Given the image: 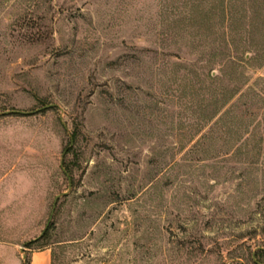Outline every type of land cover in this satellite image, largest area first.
<instances>
[{"label":"rangeland","instance_id":"obj_1","mask_svg":"<svg viewBox=\"0 0 264 264\" xmlns=\"http://www.w3.org/2000/svg\"><path fill=\"white\" fill-rule=\"evenodd\" d=\"M221 1L0 0V264H264V0ZM209 10L258 46L206 65Z\"/></svg>","mask_w":264,"mask_h":264},{"label":"trees","instance_id":"obj_2","mask_svg":"<svg viewBox=\"0 0 264 264\" xmlns=\"http://www.w3.org/2000/svg\"><path fill=\"white\" fill-rule=\"evenodd\" d=\"M251 3V7H249V9H252L253 11V5H254V0H252ZM226 4V5H225ZM227 4L228 6H230L231 8V4L230 2L227 3L224 0H222L220 2V7H221V14H222V20H221V26L224 27L226 24L230 23V26L232 24H238L241 25V22H243L244 16H241L240 18L237 19H233V17H230L229 19L226 18L225 16V12L227 11ZM226 6V7H225ZM242 6H244V3L242 4ZM241 12L245 13V9L244 7H241ZM224 25V26H223ZM202 27L204 28L205 31H208L207 33V37L212 38L211 36H214V39H212L210 41V43L208 44L209 46V50L206 53L207 55V60L206 65H214V66H218V67H225L227 65H234L239 58V54H240V50L243 51V53H247L249 52L253 46L257 47V44H254L251 42V40L249 41H244L241 42L242 39L235 38V42L233 41V38L230 37L229 42L226 40L225 37L220 38V36H216V34L211 33L212 28L214 27V23L212 20V16H211V10H209L208 12H205L201 17L200 20H191V24H190V28H193L196 32H200L201 30L203 31ZM225 29V28H224ZM248 32H251V28L249 29ZM197 34V33H196ZM196 36V35H195ZM221 39V41H219ZM210 40V39H208ZM244 43V44H243ZM211 70L209 71V73H207V81H208V89L210 91V97H211V104L208 107V111L210 112V116L209 117H214L216 114H218L220 112V110H222L226 104V94L227 92H222L219 91L218 89L220 88L217 87V90H211V88L213 86H218L219 84L221 85V83H218L219 80L216 76L211 75ZM222 87V86H221ZM222 90V89H221ZM219 91L220 93V99L218 98V96H216L217 92ZM214 93V94H212ZM47 236V230L44 233V235L41 238H46ZM35 244L33 242L27 243L26 244V248H31V246ZM264 254V250H260L256 253V257H258L259 255ZM53 264V257L51 259ZM24 264H28V260L26 259V261L24 262Z\"/></svg>","mask_w":264,"mask_h":264},{"label":"crops","instance_id":"obj_3","mask_svg":"<svg viewBox=\"0 0 264 264\" xmlns=\"http://www.w3.org/2000/svg\"><path fill=\"white\" fill-rule=\"evenodd\" d=\"M28 264H51V253L49 250L36 251L26 255ZM22 264L24 261L22 260Z\"/></svg>","mask_w":264,"mask_h":264},{"label":"water","instance_id":"obj_4","mask_svg":"<svg viewBox=\"0 0 264 264\" xmlns=\"http://www.w3.org/2000/svg\"><path fill=\"white\" fill-rule=\"evenodd\" d=\"M49 107H50V106L45 107V108H49ZM62 160H63V159H61V168H62ZM63 172L65 173L64 170H63ZM65 175L67 176L66 173H65ZM69 187H70V185H69ZM66 194H67V193H63L62 195L57 196V197L54 199L53 209H52V212H51V215H50V219H49V221H48V223H47L45 229L42 231V233H41L40 236L38 237V239H40V238L44 235V233L46 232V230L48 229V226H49V224H50V220H51V218H52V216H53V212H54V208H55L56 202L58 201V199H59L60 197L65 196ZM23 250H24V248L21 249V251H23ZM22 259H23V261L25 262V261H26V256L23 255V256H22Z\"/></svg>","mask_w":264,"mask_h":264}]
</instances>
